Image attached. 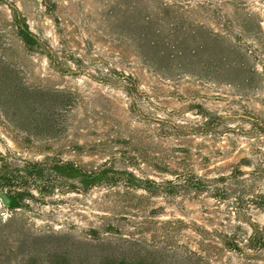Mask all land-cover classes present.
<instances>
[{
  "label": "rangeland",
  "instance_id": "obj_1",
  "mask_svg": "<svg viewBox=\"0 0 264 264\" xmlns=\"http://www.w3.org/2000/svg\"><path fill=\"white\" fill-rule=\"evenodd\" d=\"M1 191L0 264H264V0H0Z\"/></svg>",
  "mask_w": 264,
  "mask_h": 264
},
{
  "label": "trees",
  "instance_id": "obj_2",
  "mask_svg": "<svg viewBox=\"0 0 264 264\" xmlns=\"http://www.w3.org/2000/svg\"><path fill=\"white\" fill-rule=\"evenodd\" d=\"M176 41L178 42V40L176 39ZM0 195L3 197V198H7L9 197V195L6 193V192H3L1 191ZM3 227H4V224L0 221V237L3 236L4 232H3ZM58 254H56V257L54 256L53 259H49V261L47 262V264H60L59 263V258H58Z\"/></svg>",
  "mask_w": 264,
  "mask_h": 264
}]
</instances>
